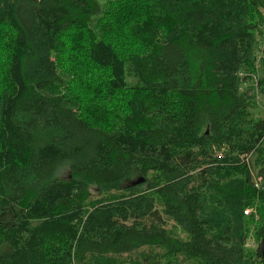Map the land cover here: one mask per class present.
<instances>
[{
  "label": "trees",
  "instance_id": "16d2710c",
  "mask_svg": "<svg viewBox=\"0 0 264 264\" xmlns=\"http://www.w3.org/2000/svg\"><path fill=\"white\" fill-rule=\"evenodd\" d=\"M262 41L264 0H0V264H263Z\"/></svg>",
  "mask_w": 264,
  "mask_h": 264
},
{
  "label": "rangeland",
  "instance_id": "374dc122",
  "mask_svg": "<svg viewBox=\"0 0 264 264\" xmlns=\"http://www.w3.org/2000/svg\"><path fill=\"white\" fill-rule=\"evenodd\" d=\"M261 52L264 53V49L263 48L261 49ZM255 75H257L259 77L260 70L259 71L257 70ZM249 82H250V80H249ZM252 82H254V81L252 80ZM256 100L257 101L261 100V97H259L258 94H257ZM253 112H255V115H260L262 113L257 108L253 109ZM242 157L243 158H241V160H243L249 166V170L251 171V179H252V181L254 183V186L255 187H262V184H263L262 175L257 174L258 166H257V164L254 161L255 155L254 156L244 155ZM130 180L132 181L133 179H130ZM255 183L257 184V186L255 185ZM138 184L139 183H137L135 185H138ZM141 187H143V186H141ZM166 228L169 230V232L172 235H174V236H176L178 238H181V239H186L187 238V232L185 230H183L180 226H178L176 223H174V221H172L170 219L167 220ZM255 235H256L255 234V230L253 228V229H251V232L249 234L248 241H247L246 245L253 246V244H254L253 241L255 242V239H256Z\"/></svg>",
  "mask_w": 264,
  "mask_h": 264
},
{
  "label": "water",
  "instance_id": "95a60500",
  "mask_svg": "<svg viewBox=\"0 0 264 264\" xmlns=\"http://www.w3.org/2000/svg\"><path fill=\"white\" fill-rule=\"evenodd\" d=\"M143 179H136L132 182V184H137L139 183L140 181H142ZM260 251H261V254H262V257H263V264H264V232H263V235L261 237V240H260Z\"/></svg>",
  "mask_w": 264,
  "mask_h": 264
},
{
  "label": "built area",
  "instance_id": "2783aa9c",
  "mask_svg": "<svg viewBox=\"0 0 264 264\" xmlns=\"http://www.w3.org/2000/svg\"><path fill=\"white\" fill-rule=\"evenodd\" d=\"M261 48H263L264 49V42L262 43V46H261ZM255 185L257 186V184L255 183ZM250 210L249 209H246L245 211H244V213H248Z\"/></svg>",
  "mask_w": 264,
  "mask_h": 264
}]
</instances>
